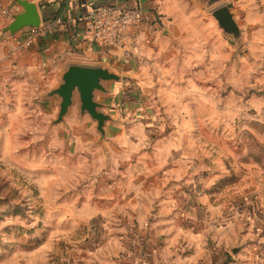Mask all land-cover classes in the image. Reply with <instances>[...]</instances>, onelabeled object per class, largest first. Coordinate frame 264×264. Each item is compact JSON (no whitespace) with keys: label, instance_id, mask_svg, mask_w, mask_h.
Wrapping results in <instances>:
<instances>
[{"label":"rangeland","instance_id":"obj_1","mask_svg":"<svg viewBox=\"0 0 264 264\" xmlns=\"http://www.w3.org/2000/svg\"><path fill=\"white\" fill-rule=\"evenodd\" d=\"M226 1L183 0L175 16L199 25L173 26V14L157 13L134 24L139 53L130 63L106 45L72 50L71 59L133 77L103 96L121 119L108 125L106 148L90 117L48 129L57 98L40 94L53 84L51 69L0 82V198L10 186L19 195L0 204V264L89 263L103 241L101 252L113 256L121 212L129 224L123 177L150 182L137 204L151 210V227L184 213L185 223L200 221L196 244L215 255L232 244L229 263L252 261L254 243L264 245V0H232L245 29L240 48L207 14ZM165 67L186 84H173ZM199 211L218 218L208 225ZM256 259L264 264L261 253Z\"/></svg>","mask_w":264,"mask_h":264},{"label":"crops","instance_id":"obj_2","mask_svg":"<svg viewBox=\"0 0 264 264\" xmlns=\"http://www.w3.org/2000/svg\"><path fill=\"white\" fill-rule=\"evenodd\" d=\"M30 1L36 2L38 5L40 3H51V5L44 6L43 8H41L39 5V8L42 14L43 25L56 23V26L50 31L51 33L49 34L48 38L46 37L47 39L40 42L39 44H37V41H35L31 46H26L23 44L25 40V29V32L22 30L19 31L18 34L16 33L13 36L2 38L0 40V82H21L24 79V74H34L40 71L42 68H46L51 69L54 75H52L53 84L50 86L53 88L59 82L61 72L69 63H95L87 62L83 59L74 57L71 59L73 49L81 48V46L86 49L92 48L90 43L95 41L92 35L87 32L85 25V12L89 7L114 4L132 9L133 11L139 10L138 12H140L142 16L140 21L146 20V18L153 20V17H156V13L159 15L167 14V18L169 15L173 14V26L180 24L199 25L200 22L204 21L201 18H177L175 13L183 7V0H67L63 16L58 19H51L49 21H45L44 16H55L63 0ZM2 2H4L3 4L5 5L9 2H14V4H17L12 6V8L17 10L16 15L22 11V7L16 2V0H0V3ZM163 20H165V17ZM5 22L7 23L5 24L0 20V35L10 23L8 21ZM173 32H178V30L174 28ZM162 34L169 36L172 34V32H169L168 29H164ZM97 50H99V48ZM78 56L81 57L84 55L82 53L81 55L78 54ZM44 92L45 91L40 94L41 99L57 98L56 106L58 111V97H42ZM101 99L108 103V101H106L103 96ZM109 104L111 108L112 104ZM75 116L78 119H82L78 116L77 110H74L72 116L67 117V124L68 121L71 120L69 118L72 117L73 119ZM85 117L89 118L88 115ZM50 122L48 125L49 130H51L54 126H57L54 125L53 127H50ZM109 124L110 123H108V125ZM108 125L106 127L107 139L105 140V145L101 144L104 148H106V142L108 141ZM66 127L68 128L69 124ZM258 168L260 169V167ZM121 180H123L124 183L128 185V187L124 190L123 196L125 199H128V201L124 202H129L130 205V211L128 212L129 224H125L127 220L126 215L124 212H121L119 217L124 219L120 221V223L115 227L117 228V231L112 233L115 239V245H113V256L106 253L103 254L101 252L102 250L108 248V243L103 241L97 245L96 254L92 255V257H95V261L90 260L88 261L89 263L82 261L78 262L79 264H251V262H255L256 260L258 264H260V260L256 259V257L260 253L264 257V245H260V241H258L254 243L253 250L251 252L252 254H249L248 259H252V261L240 263L241 261L235 258L234 260L231 259V263H229L228 261L230 258L226 256L225 252L228 249L231 250L234 246H232V244H229L227 247L220 246L218 247V253L215 255L212 252V248H210L208 245H203V243L196 244L197 241L200 240L198 235L204 234V232L200 230V221L194 220L192 222L185 223L184 213L180 214L177 212L176 221L164 222L160 220L161 225H156L157 229L155 227H151L149 222H147L151 210L145 209L142 211L140 209L141 205L137 204V201L142 197L141 192L146 190L143 189V187L150 184V182L142 177H123ZM255 198L258 200L259 197L257 196ZM148 201L150 200H146L145 202L147 203ZM159 201L161 200L159 199ZM167 213L168 212L155 218L167 219L169 218ZM197 214V218H209L210 220L206 223L208 225L211 224V218H218L217 216L213 215L214 212L212 211H199ZM228 214L229 213H226L224 217H219L220 221L217 220V222L223 221V219H225ZM262 217L264 218V213L262 214ZM208 225L204 226L203 229H205ZM224 226L226 229L229 228L230 222H227L224 224ZM175 233H177L176 236ZM213 256L215 259H213Z\"/></svg>","mask_w":264,"mask_h":264},{"label":"water","instance_id":"obj_3","mask_svg":"<svg viewBox=\"0 0 264 264\" xmlns=\"http://www.w3.org/2000/svg\"><path fill=\"white\" fill-rule=\"evenodd\" d=\"M16 2L22 7V11L3 30L0 40L23 29L39 28L43 25L42 14L36 2ZM208 14L218 21L219 27L226 35H231L240 48L245 38V29L238 22L234 1H226L214 7ZM132 79V75L123 74L108 64L69 63L61 72L57 85L42 94V97L57 96L59 99L58 111L56 117L51 119L50 127L60 124L68 126L67 117L77 110L80 118L88 115L96 122L99 143L105 145L108 123H120V119L108 111L110 104L101 97L111 94V83L130 82ZM237 249V246L233 247L232 251L236 252Z\"/></svg>","mask_w":264,"mask_h":264},{"label":"built area","instance_id":"obj_4","mask_svg":"<svg viewBox=\"0 0 264 264\" xmlns=\"http://www.w3.org/2000/svg\"><path fill=\"white\" fill-rule=\"evenodd\" d=\"M138 11L114 4L89 7L85 12L87 32L94 40L114 48L123 62L130 63L139 53L133 33L134 24L139 23L142 17ZM16 14L15 8L0 3V20L11 22ZM55 26L56 23H52L39 28H26L28 33L23 44L31 46L40 38H46Z\"/></svg>","mask_w":264,"mask_h":264},{"label":"trees","instance_id":"obj_5","mask_svg":"<svg viewBox=\"0 0 264 264\" xmlns=\"http://www.w3.org/2000/svg\"><path fill=\"white\" fill-rule=\"evenodd\" d=\"M66 2H67V0H63V1H62L61 6L58 8V11L56 12L55 16H52V17L44 16V20H45V21H49V20H51V19H55V18L58 19V18L62 17L63 14H64V11H65ZM52 3H53V2H52ZM39 5H40L41 8H43L44 6L51 5V3H40ZM25 30H26V32H25ZM25 30H23V31L25 32V36H26V34L28 33V29H25ZM50 33H51V32H49V34H50ZM49 34H48L47 38L49 37ZM23 36H24V35H23ZM47 38H44V39L40 38V39L37 41V44H39L40 42L44 41V40L47 39ZM90 44H91V45L102 46L103 48L105 47L103 44H101L100 42H98V41H96V40L93 41V42H91ZM165 73H166L167 78H168L173 84H175V85H177V86H183V85L186 84V80H185V79L182 80V81H179V80H177L175 77H173L172 72H171L167 67H165ZM3 195H4L5 197H1V198H0V204H6V203H7V201H6L7 199L14 200V199L18 198V196H19V195H18V192H17V190H16V188H14L13 186H10V190H9V192H8V193H3ZM65 245H66V244H65Z\"/></svg>","mask_w":264,"mask_h":264}]
</instances>
